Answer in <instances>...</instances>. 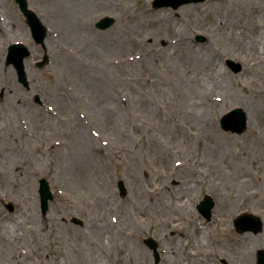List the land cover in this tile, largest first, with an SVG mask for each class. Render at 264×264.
Here are the masks:
<instances>
[{"label": "rangeland", "instance_id": "374dc122", "mask_svg": "<svg viewBox=\"0 0 264 264\" xmlns=\"http://www.w3.org/2000/svg\"><path fill=\"white\" fill-rule=\"evenodd\" d=\"M97 1L90 15L72 0H28L50 31L47 54L31 41L28 88L6 66L0 33V264H155L148 238L158 243L159 264H245L248 255L257 264L264 229L239 234L233 218L250 212L264 222V0L178 9ZM158 14L180 34L159 36L146 16ZM104 17L115 22L101 31ZM0 25L12 41L30 38L14 0H0ZM200 52L226 72L227 100L214 101L220 88L187 71ZM44 55L50 63L36 67ZM237 108L247 119L242 134L220 124ZM199 111L206 130L194 128ZM41 179L53 191L46 215ZM206 196L214 200L210 221L196 207ZM180 202L192 210L185 221L173 208ZM10 227L14 234L4 233ZM238 246L242 259L234 258Z\"/></svg>", "mask_w": 264, "mask_h": 264}, {"label": "bare ground", "instance_id": "6f19581e", "mask_svg": "<svg viewBox=\"0 0 264 264\" xmlns=\"http://www.w3.org/2000/svg\"><path fill=\"white\" fill-rule=\"evenodd\" d=\"M72 1H74L76 5H80L82 8H86L90 15L93 13V11H95L96 4L98 2L97 0H72ZM215 1L216 0H208V2H215ZM163 14H158V15L153 16V17L146 15L148 17L149 22H152V26H154V28H157V26L161 27L162 33H158V35L160 36L163 34V36L165 35L167 37H170L172 35L180 34V32L182 31L181 26H177V24L174 22L172 23L170 18H165V21H164V17H162V16H165V15H163ZM162 20H163V23L166 22L168 24H166V23L163 24ZM220 26H221L220 24L217 25V27H219V28H220ZM157 31H160V30H157ZM231 33H232V31L228 34L229 37L232 36ZM185 41H187V39H185L184 37H183V39L180 36H178L176 38V43H180V42L184 43ZM186 46H187V44H186ZM188 48L193 49L194 48L193 44L188 43ZM259 50L261 51L262 49L259 48ZM262 53L264 54V52H262ZM196 55L197 56L194 59V63H193L194 67H192L191 69H189L187 71H191L195 75V79L198 81V83L202 82V84L205 86V82L207 81L211 84L212 88H214V89H217V87L220 88V91L222 93L220 94L219 97H216V99H214V101H217L218 98H219V101H223V96H225V100H227L228 99L227 95L229 94V91H228V87H227L226 80H225V73L226 72L223 70V67L216 65L215 62L212 63L211 61H207L205 56L201 52L196 53ZM164 68H166V69L170 68V63L167 62V64H165ZM176 72H177V69L175 70V73ZM263 78H264V76H263ZM261 111L264 114V105H262ZM203 113H204L203 111H201V112L199 111V113H198L199 116L195 119V121H193L194 124L196 125V126H194V128L196 130H202V129L206 130L207 129L206 126L202 125L203 123H205L204 116L202 115ZM183 133L187 134L188 136H190L192 134L191 129L190 130L183 129ZM19 167L21 169V166H18V168ZM240 168L241 167H239V169ZM188 190L189 189L186 188L185 192H187ZM189 192L190 191H188V194H189ZM173 208L177 210L176 217H181V219L184 221L186 220V218H184L185 217L184 213L188 214V213H191V211H192L190 206L187 204H184L183 202H180L178 205H175ZM4 230H5L4 233L8 232L10 234H14V232L12 233V227H10L9 229L5 228ZM206 234H207V231L201 232L198 235V237L195 239L196 240L195 242L196 243L198 242V245H200V244L206 245L205 242L209 238ZM1 237H2V235H1ZM186 241L190 242V239L187 238ZM238 242L241 243L242 239ZM196 243H195V246L190 247L191 250L195 251V249L198 247V245ZM242 248H243L242 246H238L236 248V255L234 256L235 259H237V258L242 259L243 258V255H241L242 254ZM243 253H245V252H243ZM139 254L145 255V252L140 251ZM246 258L247 259L244 260L245 264H250V262L252 261L251 256L248 255V256H246ZM25 261L26 260H24V262ZM195 263L197 264L196 259H194V261H192V264H195ZM188 264H191L190 260L188 261Z\"/></svg>", "mask_w": 264, "mask_h": 264}, {"label": "water", "instance_id": "95a60500", "mask_svg": "<svg viewBox=\"0 0 264 264\" xmlns=\"http://www.w3.org/2000/svg\"><path fill=\"white\" fill-rule=\"evenodd\" d=\"M19 4H21L23 10H25L26 14L29 18H33L34 15L27 10V1L26 0H17ZM194 2V0H156L154 5L155 7H165V6H171L174 9L179 8L180 6L184 4H188ZM32 21V20H31ZM34 21V20H33ZM33 23V22H32ZM114 23V19L111 18H105L100 23L97 24V27L99 29L105 30L109 28ZM35 28L36 25H34ZM36 34H40V31L36 29ZM44 38V34L41 35L42 40ZM200 40H203L200 38ZM29 56V52L27 48L18 46L13 47L10 49L9 56L7 59V64L11 65L13 64L15 68L17 69L19 80L21 83H23L25 86H28V81L25 73V66H24V59ZM47 62V61H46ZM228 64L231 66V68L237 73L241 70V67L239 65L234 64L233 62H228ZM37 100H39L37 98ZM221 125L224 130L226 131H232L236 133H243L246 129V118L245 114L242 110H235L234 112L226 115L221 120ZM121 192L123 195H126V190L124 187V184L120 182L119 184ZM40 194H41V202H42V209L44 213L47 212L48 209V201L52 199V194L49 188V185L46 183L45 180L41 181V188H40ZM204 206H207L208 212L213 207V200L211 198H207V200L203 203ZM204 210V209H203ZM209 214V213H208ZM75 221L79 224H81V221L75 219ZM262 224L259 219H255L253 217L245 218V221L243 219H240L237 221V227L240 232L244 231H253L255 233H259L262 229ZM153 242L150 241V246L154 247ZM258 263L264 264V251H260L258 253Z\"/></svg>", "mask_w": 264, "mask_h": 264}, {"label": "flooded vegetation", "instance_id": "af4514ba", "mask_svg": "<svg viewBox=\"0 0 264 264\" xmlns=\"http://www.w3.org/2000/svg\"><path fill=\"white\" fill-rule=\"evenodd\" d=\"M0 33L3 35V37H2L3 40L6 39V41H7V37H6L7 34H6L4 31H2V32H0ZM6 41L4 40V41H2V43H3V44L5 43V44H7V45L10 44V42L8 43V41H7V42H6ZM33 43H34V46H37L38 48H40V49H42V50L45 49V48L43 49V47L38 46L35 42H33Z\"/></svg>", "mask_w": 264, "mask_h": 264}]
</instances>
